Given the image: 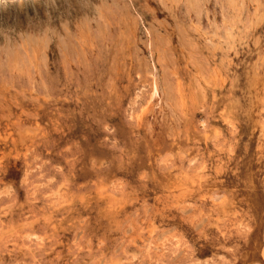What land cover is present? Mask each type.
Wrapping results in <instances>:
<instances>
[{"label":"rangeland","instance_id":"rangeland-1","mask_svg":"<svg viewBox=\"0 0 264 264\" xmlns=\"http://www.w3.org/2000/svg\"><path fill=\"white\" fill-rule=\"evenodd\" d=\"M3 153L0 264H264V0H0Z\"/></svg>","mask_w":264,"mask_h":264},{"label":"clouds","instance_id":"clouds-1","mask_svg":"<svg viewBox=\"0 0 264 264\" xmlns=\"http://www.w3.org/2000/svg\"><path fill=\"white\" fill-rule=\"evenodd\" d=\"M107 131V129H105ZM11 153H3L0 154V169H3L6 166V161L8 156ZM31 171H35L32 169ZM31 173H26L25 177L21 181V187H25L29 184V175ZM11 188L2 193V195H9L11 193ZM10 205H5V208H9ZM189 207H193L194 209L197 207L196 205H189ZM5 214H7L5 212ZM191 219L187 221L190 224L192 233L189 237L190 243L185 240H181L177 247L183 246L188 249V252H192V249L198 245H202L203 243H212L215 247H219L223 249L225 253L233 252L232 247H226L227 241L229 239V233L227 229H225L219 222L217 217H213L211 213H204L202 210L193 211L190 214ZM215 228L219 235H215L210 232V229ZM221 238H223V243H221ZM145 259H151L148 251H145ZM58 259V257H57ZM133 260L136 259L135 256L132 257ZM54 264V262H51ZM143 264V261L141 262ZM187 264H235L234 261H229L225 256L217 257L216 260L213 261H199L196 259H189Z\"/></svg>","mask_w":264,"mask_h":264}]
</instances>
